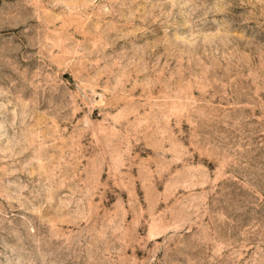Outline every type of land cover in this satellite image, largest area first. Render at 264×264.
<instances>
[{
  "label": "rangeland",
  "instance_id": "1",
  "mask_svg": "<svg viewBox=\"0 0 264 264\" xmlns=\"http://www.w3.org/2000/svg\"><path fill=\"white\" fill-rule=\"evenodd\" d=\"M0 264H264V0H0Z\"/></svg>",
  "mask_w": 264,
  "mask_h": 264
}]
</instances>
